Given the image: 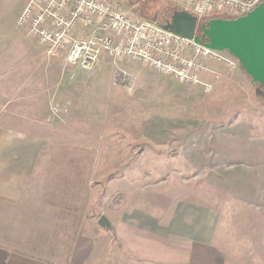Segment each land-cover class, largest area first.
<instances>
[{
	"label": "rangeland",
	"instance_id": "374dc122",
	"mask_svg": "<svg viewBox=\"0 0 264 264\" xmlns=\"http://www.w3.org/2000/svg\"><path fill=\"white\" fill-rule=\"evenodd\" d=\"M29 1L0 0V124L41 122L51 154H109L130 192L178 170L173 186H189L220 208L241 263L264 264V88L239 63L210 60L218 75H205L214 85L208 92L148 66L115 64L107 54L92 69L69 65L18 26ZM116 1L161 25L180 9L172 0ZM213 17L233 16L200 21ZM105 173L92 184L106 185Z\"/></svg>",
	"mask_w": 264,
	"mask_h": 264
},
{
	"label": "crops",
	"instance_id": "0c3cea01",
	"mask_svg": "<svg viewBox=\"0 0 264 264\" xmlns=\"http://www.w3.org/2000/svg\"><path fill=\"white\" fill-rule=\"evenodd\" d=\"M33 120L0 124V264H242L220 208L172 185L178 170L130 192L109 154H51ZM99 171L106 185L90 181Z\"/></svg>",
	"mask_w": 264,
	"mask_h": 264
},
{
	"label": "built area",
	"instance_id": "2783aa9c",
	"mask_svg": "<svg viewBox=\"0 0 264 264\" xmlns=\"http://www.w3.org/2000/svg\"><path fill=\"white\" fill-rule=\"evenodd\" d=\"M262 0H172L180 9L204 19L233 17L252 11ZM18 26L50 55L65 54L69 65L92 69L105 54L115 63L141 64L185 84L214 85L205 80L217 72L209 61L235 68L231 54L214 50L166 29L157 21L135 16L116 0H30Z\"/></svg>",
	"mask_w": 264,
	"mask_h": 264
},
{
	"label": "water",
	"instance_id": "95a60500",
	"mask_svg": "<svg viewBox=\"0 0 264 264\" xmlns=\"http://www.w3.org/2000/svg\"><path fill=\"white\" fill-rule=\"evenodd\" d=\"M163 26L208 48L228 50L252 82L264 88V0L245 15L213 17L206 21H200L197 16L179 9ZM197 31H201L202 35ZM98 222L103 229L113 231V225L106 215H101Z\"/></svg>",
	"mask_w": 264,
	"mask_h": 264
},
{
	"label": "trees",
	"instance_id": "16d2710c",
	"mask_svg": "<svg viewBox=\"0 0 264 264\" xmlns=\"http://www.w3.org/2000/svg\"><path fill=\"white\" fill-rule=\"evenodd\" d=\"M176 10H179V9H176ZM176 10H174L173 13H174ZM171 17H172V16H171ZM170 20H171V18H170L168 21H170ZM168 21H167V22H168ZM166 24H167V23H166ZM257 84H258V83H257ZM259 85H260V84H259ZM260 86H261V85H260Z\"/></svg>",
	"mask_w": 264,
	"mask_h": 264
},
{
	"label": "flooded vegetation",
	"instance_id": "af4514ba",
	"mask_svg": "<svg viewBox=\"0 0 264 264\" xmlns=\"http://www.w3.org/2000/svg\"><path fill=\"white\" fill-rule=\"evenodd\" d=\"M197 33H198L199 35H202V32H201V31H197Z\"/></svg>",
	"mask_w": 264,
	"mask_h": 264
}]
</instances>
